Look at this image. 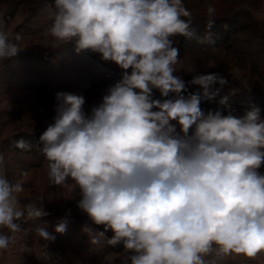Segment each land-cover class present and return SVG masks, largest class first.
<instances>
[{
  "label": "clouds",
  "instance_id": "1",
  "mask_svg": "<svg viewBox=\"0 0 264 264\" xmlns=\"http://www.w3.org/2000/svg\"><path fill=\"white\" fill-rule=\"evenodd\" d=\"M214 14L209 6V29ZM191 15L183 0H52L50 47L98 54L121 69V78L90 114L83 95L56 93L40 152L50 182L80 190L78 208L112 233L107 244L129 254L126 264H221L264 253V115L255 104L243 115L205 111V101L229 107L231 93L221 95L227 79L207 73L186 82L175 75V37L215 44L210 32L196 35ZM21 39L0 30V62L19 54ZM192 86L202 94L189 92ZM15 146L31 149L24 139ZM23 192L0 154V229L17 233V221L49 214L43 201L22 203ZM67 223L55 231L64 233ZM83 231L93 233L90 226ZM36 232L55 240L44 227ZM12 242L0 232V250Z\"/></svg>",
  "mask_w": 264,
  "mask_h": 264
},
{
  "label": "trees",
  "instance_id": "2",
  "mask_svg": "<svg viewBox=\"0 0 264 264\" xmlns=\"http://www.w3.org/2000/svg\"><path fill=\"white\" fill-rule=\"evenodd\" d=\"M183 3L192 13L196 35L203 37L210 32L215 44H200L195 38L175 37L176 46L180 50L175 75L186 82L196 74L207 73H218L227 79L228 83L221 95L231 93L229 107L205 101L201 105L205 111L219 110L224 114L232 111L236 115H243L250 104H255L264 115V20L255 14L262 10L264 0H183ZM0 5L5 7L4 13L0 15V30L7 32L10 22L21 9L28 12V17L16 28V33L29 37L43 35L51 23L48 17L52 10V0H0ZM209 6L215 8V23L210 29L207 24ZM235 66L248 71L247 80L228 75ZM120 78L121 69L117 65L104 62L98 54H77L71 44L46 51H20L15 58L0 64V88L29 95L93 91L102 84L116 83ZM196 91L202 94V90L195 86L189 88V92ZM155 97L160 98L159 92L155 93ZM5 114L7 117L19 116V113L11 111ZM45 130H19L1 140L3 151L24 156L19 170L28 171L47 164L39 144V137ZM20 139L28 141L31 149H18L15 143ZM260 171L264 173V168ZM45 211L49 214L42 218L17 221L20 232L16 233L18 237L13 240L24 245L39 243L42 239L37 236L36 230L45 225L47 231L55 237L50 242L52 252L70 249L81 225L88 219L87 214L68 218L66 231L61 234L55 231L61 221L56 220L51 211ZM3 230L7 229H0V232ZM111 235V232L104 233L102 227L94 225L92 234L81 237L77 253L93 263L102 262L112 253H123L121 246L112 247L107 244ZM93 236L99 237L98 244L91 243ZM82 250H92L93 253L83 257Z\"/></svg>",
  "mask_w": 264,
  "mask_h": 264
},
{
  "label": "rangeland",
  "instance_id": "3",
  "mask_svg": "<svg viewBox=\"0 0 264 264\" xmlns=\"http://www.w3.org/2000/svg\"><path fill=\"white\" fill-rule=\"evenodd\" d=\"M5 11V7L0 5V15ZM256 17L264 20V4L260 12H256ZM28 12L21 9L14 19L10 22L7 33L11 36L19 34L22 39L18 41L21 51L36 49L46 51L50 49L52 38L45 34H36L35 36H24L21 33H16L18 26L26 21ZM2 62H0L1 64ZM229 76L238 77L244 80L248 79V71L238 66L230 69ZM115 83H105L93 91H68L70 93L83 95L86 103L84 110L86 113L91 112L92 107L99 105L102 102L103 96L107 93L109 87ZM56 95H29L21 91H13L5 88H0V154L5 157L6 174L12 182H20L24 187V192L20 194L22 203L35 201L40 204L43 201L45 210L51 211L56 220L68 218H76L79 215H86L78 208V202L81 199V193L78 188L73 186L71 189H66L61 186L52 184L47 175V164L30 170H19L20 163L24 156L9 154L1 148V140L10 134L19 130L46 129L54 122L56 115ZM19 113L18 117H7L8 112ZM69 183H73L69 181ZM26 220V219H24ZM85 226L94 227L88 218L80 227L79 234L74 238L70 249H65L62 252L55 253L50 250V242L41 240L33 245L18 244L16 240L10 244L6 250H0V264H126V253H112L105 257L102 262L93 263L85 258H82L77 253L79 242L83 235H87L83 231ZM44 228L47 227L44 225ZM4 234L10 235L12 239L18 237L16 233H10L8 230H3ZM90 235V234H89ZM47 243V252L51 257L44 255V244ZM83 257L91 255L92 250H82ZM264 264V253H260L256 258H247L243 255H232L225 258L221 264Z\"/></svg>",
  "mask_w": 264,
  "mask_h": 264
}]
</instances>
